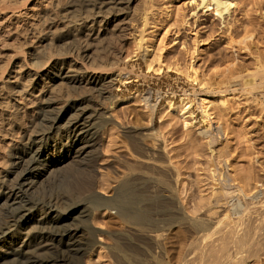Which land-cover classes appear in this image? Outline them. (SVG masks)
<instances>
[{
	"label": "bare ground",
	"instance_id": "1",
	"mask_svg": "<svg viewBox=\"0 0 264 264\" xmlns=\"http://www.w3.org/2000/svg\"><path fill=\"white\" fill-rule=\"evenodd\" d=\"M138 1L0 0V264H84L98 243L89 229L96 210H109L128 224L125 237L108 245L115 264H264V212L249 207L250 199H264V189L248 175L231 177L229 161L227 175L219 170L206 210L197 217L178 199L172 220H147L143 207L136 204L132 210V198L123 195L131 175L118 182L113 196L96 191L97 163L86 157L99 149L100 128L113 120L111 107L130 101L141 89L132 93L129 85L164 66L148 47L142 61L124 57L123 37ZM203 2L221 16L234 5L231 0ZM143 33L138 50L145 47ZM180 73L200 87L197 121L205 134L213 133L214 114L231 112L230 101L238 92L251 94L264 107V54L254 71H232L219 84L201 78L194 66ZM185 94L187 103L182 99L176 106L170 100L168 106L171 114L186 119L195 93L186 89ZM146 99L158 112L159 102ZM126 132L139 158L157 164L165 157L157 125L151 131L126 127ZM147 138L155 144L149 146ZM216 142L213 135L211 149L226 159L231 149L217 148ZM64 170L77 182L73 188L72 181H60L69 183L68 197L53 193ZM179 182V176L168 182L169 198ZM75 192L93 202L73 208L65 199L72 200ZM76 218L86 223H68ZM176 226L181 231L171 237Z\"/></svg>",
	"mask_w": 264,
	"mask_h": 264
},
{
	"label": "rangeland",
	"instance_id": "2",
	"mask_svg": "<svg viewBox=\"0 0 264 264\" xmlns=\"http://www.w3.org/2000/svg\"><path fill=\"white\" fill-rule=\"evenodd\" d=\"M231 1L233 7L222 16L203 0H140L132 7L131 27L123 37L124 57L129 56L127 61H142L148 47L149 55L161 56L164 66L129 85L132 93L137 88L142 92L118 107H111L113 120L100 128L99 149L86 158L96 160V191L106 196L115 194L114 188L125 176L133 177L123 187V195L132 198V210L136 204L143 207L142 214L148 215L147 220H172L176 215L174 202L178 199L192 217L203 215L205 204L219 182V170L223 175L228 173L226 161L233 167L231 177L235 172L248 175L258 189H264V107L251 94L238 92L230 101L231 112L227 116L214 114L210 120L213 133L205 134L203 124L197 121L201 117L200 87L192 85L180 73L194 66L201 78L219 84L232 71L237 75L256 69L257 57L264 54V0ZM142 31L145 47L138 50L136 42ZM147 71L144 67V72ZM164 81H169L173 88ZM186 89L195 93V100L186 110L185 119L171 114L168 105L170 100L176 102V106L182 99L187 103ZM148 95L152 103L159 102L158 112L154 113L147 102ZM186 121L190 123L188 128ZM155 125L162 131L161 146L165 152V157L157 164L137 156L126 132V127L151 131ZM213 135L218 139L217 148L228 145L231 149L226 159H221L215 148L211 149ZM145 142L149 146L155 144L151 138ZM178 176L177 193L169 198L168 182ZM63 179L72 181L73 188L77 184L76 178H71L69 171L64 170L53 193L68 197L70 186L60 183ZM71 199L65 200L76 209L93 202L92 198L78 192ZM249 207L250 211L264 212V199H250ZM81 221L76 218L68 223H86ZM90 222L93 226L89 229L97 233L98 243L85 256L84 264H115L108 245L114 244L117 236L125 237L128 224L109 210H96ZM180 231L176 226L169 234L174 237ZM171 245L168 244L169 248Z\"/></svg>",
	"mask_w": 264,
	"mask_h": 264
}]
</instances>
